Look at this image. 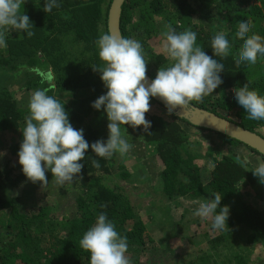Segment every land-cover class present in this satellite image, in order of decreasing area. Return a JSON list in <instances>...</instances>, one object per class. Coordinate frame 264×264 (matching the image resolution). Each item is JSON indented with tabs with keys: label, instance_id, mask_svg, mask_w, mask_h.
<instances>
[{
	"label": "trees",
	"instance_id": "obj_1",
	"mask_svg": "<svg viewBox=\"0 0 264 264\" xmlns=\"http://www.w3.org/2000/svg\"><path fill=\"white\" fill-rule=\"evenodd\" d=\"M112 1L60 0L58 8L46 13L44 0H24L20 12L29 15L34 34L27 37L26 33L10 30L7 48L0 49V147L17 134L21 138L25 127L28 109L18 95L44 87L50 88L49 95L56 92L61 102L66 103L70 123L76 129H84L90 145L85 160L80 161L84 164L82 179L58 185L48 171L49 183L42 187L37 182V186L31 188L37 195L44 193L50 198L57 195L60 198L56 204L69 196V204L64 202V206L37 203L36 194L29 198L10 194L32 184L23 174L19 159H14L20 145L11 148L15 157L0 166V264H89L90 253L80 248L79 241L100 213H105L115 223L121 236H127L130 264H144L143 256L160 257L164 252L156 234L148 233V225L136 212L129 193L113 177L109 158L97 157L91 149V143L108 138L106 114L92 107V103L107 91L101 74L93 67H102L105 63L99 58L96 41L101 33L109 32L108 14ZM245 18H250L252 32L264 36V0H127L123 6L121 32L123 37L142 43L148 61L146 74L155 79L160 67L171 64V60L152 44L166 24H171L177 32L186 29L196 32L197 44L215 58L211 49L213 36L225 30L231 38ZM242 45L243 39H237L226 58L217 57L225 65L223 83L212 95L191 103L264 137V121L247 119L246 110L235 99V89L248 79L250 88L264 95V58L258 57L256 64L239 63L236 57ZM37 70L51 71L52 84L41 83ZM67 97L71 100H65ZM145 115L151 121L149 131L145 133L143 126L133 129L125 125L129 132L125 135L129 143L139 142L144 149L142 155L152 159L154 166L149 167L152 173L154 167L162 169L164 197L170 201L187 197L198 202L218 192L223 198L221 207L230 206V217L229 227L222 230L214 243L232 244L240 238L237 231H247L248 244L264 251V208L251 198H245L253 194L264 201V184L251 170L242 167L241 161L249 159L247 154L239 152V147L245 145L195 127L176 115H168L167 109L152 98L150 111ZM206 135L214 136L219 143L208 145L207 153L202 154L197 146L201 145L200 141L207 140ZM200 136V140L192 142L191 138ZM193 144L197 151L190 148ZM247 149L264 163L263 156ZM248 162L249 167H253V162ZM210 164L214 165L211 171ZM119 169L123 171L120 179L129 180L131 175L124 171V162ZM162 212L165 214L161 218L151 215L149 224L156 222L159 230H168L172 236L182 235L185 225L175 223L173 213L166 209ZM204 238L212 242L211 234L205 233ZM181 241L185 252L172 250L175 264H219L220 256L215 257L210 250L202 252L200 248L198 254L194 252L203 240L197 242L184 235ZM213 248L215 250L212 244ZM171 249L165 251L166 254L170 255Z\"/></svg>",
	"mask_w": 264,
	"mask_h": 264
},
{
	"label": "clouds",
	"instance_id": "obj_2",
	"mask_svg": "<svg viewBox=\"0 0 264 264\" xmlns=\"http://www.w3.org/2000/svg\"><path fill=\"white\" fill-rule=\"evenodd\" d=\"M23 3L24 0H0V49L7 48L10 30L26 33L27 37L34 34L29 15L20 12ZM59 6L60 0H44L43 10L48 13ZM252 28L250 18H245L231 38L228 31L216 33L211 40L213 58L197 44L196 32L191 29L177 32L171 24H166L161 33L163 51L172 63L166 68L160 67L151 82L146 78L148 61L139 40L110 31L101 33L96 44L99 58L105 63L93 68L101 74L107 91L92 103V107L106 114L108 138L91 143L92 152L100 158H112L132 150L134 145L126 138L128 128L125 125L133 129L143 126L145 133L149 131L152 125L145 114L150 111V98H161L168 115H177L180 110L191 112L194 109L192 101H202L223 83L225 65L217 57L226 58L237 39H243L236 57L239 63L256 64L258 57L264 58V36L252 32ZM37 71L41 83L53 80L51 71ZM250 83L248 79L242 87L235 89V99L246 110L247 119L264 121V95L250 88ZM49 91V87H44L30 93L23 140L18 151L23 174L32 183L40 182L42 187L49 183L48 171L58 185L82 179L80 174L84 164L80 161L85 160L90 147L84 129H76L70 123L66 103L49 95ZM4 155L0 152V157ZM241 164L264 184V163L249 167L248 160L243 159ZM213 167L210 164L209 171ZM211 194L198 203L193 215L210 220L213 231L225 230L229 227L230 206L221 207V195L218 192ZM127 241V236L118 233L115 223L105 213H100L95 224L83 234L79 245L90 253L89 264H130Z\"/></svg>",
	"mask_w": 264,
	"mask_h": 264
},
{
	"label": "rangeland",
	"instance_id": "obj_3",
	"mask_svg": "<svg viewBox=\"0 0 264 264\" xmlns=\"http://www.w3.org/2000/svg\"><path fill=\"white\" fill-rule=\"evenodd\" d=\"M207 25L208 23H206V26ZM153 41L152 44L159 49V53H162L164 55L165 53L163 51L162 35H158V37ZM170 63H172V61H170ZM50 84H52V82ZM33 91L35 90L26 91L21 96L20 94L18 95L20 97V100L23 101L24 107L27 106L30 93ZM53 96L60 98V96H58L56 92L53 94ZM69 98L70 97H67L65 100H71V98ZM122 131H124L123 126ZM16 136L17 137L14 138H8V140L2 145V147H0V152L5 153L4 156L0 157V166L15 157V154L11 148L16 145H21L23 134L21 135V138L18 137L20 136V134H17ZM206 138L208 141H200L199 143L201 145L197 146L199 147L198 151L202 154L207 153V150L209 149L208 147L212 145V143H215L216 146L219 143L212 135H206ZM216 138L221 142H224L223 138L217 135ZM200 139L201 136L191 138L192 142L194 143H196V140ZM132 144H134V147L128 153L124 155L116 154L112 158H109V164L112 165V169L114 172L113 177L116 178V181L123 187L125 192L129 193L130 199L136 206V212L148 225V233L152 235L156 234L158 243H160V246L164 248V252L162 254L163 256L161 255L160 257H158L151 254L143 256L142 261L144 262V264H151L154 262H156V264H175V256H171L172 250L179 252V249H181L180 251L182 254L185 252V249L182 248L183 242L181 241V237H184V235L196 239L197 242L203 240L201 247H199V249L194 252H197L196 254H198L201 250L202 252L210 250V253H212L215 257L220 256L219 264H223L222 262L224 261H226L228 264H264V251L260 247H254L253 245L248 244V241H246V239H248L249 233L247 231H237L239 233V239L241 240L238 239V241L236 240L232 244L222 243L219 245V243H214V239L219 237V235L223 232L216 231L214 233L211 228L210 220L206 221L201 219L200 217H196L193 215V210L196 206H198V203L202 201L196 202L187 197H180L177 200L173 201L167 200V198L164 197V193L162 190L163 181L160 175L162 173V169L160 167H154L155 171L152 173L149 169L150 166H154V162L152 161V159L146 158L145 155H142L144 149L141 147L139 142H135ZM197 147L195 144L190 146V148L195 149L196 151ZM239 148V152H241L242 154H247V157L249 158L248 160L253 162V166L261 163V160L251 154L247 147L240 146ZM222 151L225 152L224 149H222ZM17 158L19 159L18 153L14 159ZM123 162L125 164L124 171L128 172L131 175L129 180L126 181L121 180L119 176L123 172L119 169L121 163ZM35 186H37L36 183L28 184L25 186V188L17 189L15 190V192L12 191L10 192V194H12L13 196L16 195L22 196L24 198H29L33 194H36L34 190L31 189L35 188ZM36 197L37 203L40 202L42 203V205L47 204L49 206L56 204L55 202H57L58 198H60L57 195L56 198H50L49 195L44 193H42L41 195L36 194ZM68 197L69 196L66 195V197L62 199L61 203H58L56 205L64 206L62 205L64 202L66 204H69L70 199ZM245 198L246 200H249L251 198V201L253 200L254 203H258L259 206L264 208V201L262 200V198H260V196L258 197V195L254 196L253 194H250L245 196ZM162 209H166L169 213H173V221L175 223L181 222V224L185 225V229L182 232V235H179L178 237L175 235L172 236L168 230H159L157 228L158 226L156 222L149 224L151 215L155 214L157 215L156 218H161L165 214L164 212H162ZM205 233L212 235V242L204 238ZM184 242H187V240H184ZM212 244L215 247V250L214 248L211 249ZM171 247L172 249L170 255L166 254L165 251L169 250V248ZM239 259H243L244 261H239Z\"/></svg>",
	"mask_w": 264,
	"mask_h": 264
},
{
	"label": "water",
	"instance_id": "obj_4",
	"mask_svg": "<svg viewBox=\"0 0 264 264\" xmlns=\"http://www.w3.org/2000/svg\"><path fill=\"white\" fill-rule=\"evenodd\" d=\"M126 1L127 0L112 1L108 14V31L122 35L121 20L123 6ZM146 78L149 82L153 80L148 74H146ZM152 99L166 108L161 98L155 97ZM176 117L188 120L195 127L207 129L232 138L264 157V137L224 117L196 106H194L191 112L183 110L178 111Z\"/></svg>",
	"mask_w": 264,
	"mask_h": 264
}]
</instances>
